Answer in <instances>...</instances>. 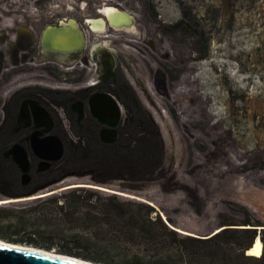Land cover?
<instances>
[{"label":"rangeland","instance_id":"rangeland-1","mask_svg":"<svg viewBox=\"0 0 264 264\" xmlns=\"http://www.w3.org/2000/svg\"><path fill=\"white\" fill-rule=\"evenodd\" d=\"M101 6L129 14L135 22V38H130L127 28H107L98 34L87 30L85 19L96 18ZM0 7L4 13L10 10L18 13L20 19H34L39 51L42 30L64 19L76 21L86 31L84 51L97 41L110 40L119 45L123 56L131 52L139 57L134 51L138 50L135 48L138 43H131L134 50H130L129 39L138 41L141 32L151 38L162 30V39L176 45L178 58L184 56L191 60L192 74L188 82L193 93L190 99L193 117L188 119L180 114L187 96L182 89L176 93L178 107L168 103L170 112L164 108L163 120L152 110L164 143L161 179L142 191L113 185L118 192L135 193L150 203L164 222L170 220V225L190 235L204 238L220 233L227 228L220 224V218L232 222L230 225H240L250 218L259 222L256 237L261 240L264 229V0H0ZM250 93H254L255 106L248 100ZM74 182L129 181L88 175L70 178L50 190L60 195L65 192H58L60 188ZM37 196L20 201L0 198V201H12L0 206V239H29V233L34 230L31 224L36 222L35 214L29 210L42 200L36 199ZM177 233L184 237L178 230ZM261 243L264 252L262 240ZM135 253L138 252L133 250L119 257L111 256L109 261L156 264L152 252L137 256ZM168 256L170 262L188 264L185 257L175 253ZM230 257L228 260L216 258L207 264H227L225 261L243 264L238 254ZM135 258L139 263L134 262ZM248 264H264V258H255Z\"/></svg>","mask_w":264,"mask_h":264},{"label":"flooded vegetation","instance_id":"flooded-vegetation-1","mask_svg":"<svg viewBox=\"0 0 264 264\" xmlns=\"http://www.w3.org/2000/svg\"><path fill=\"white\" fill-rule=\"evenodd\" d=\"M10 11L4 13L0 7V138L9 140L0 151V198L26 196L63 177H95L90 171L65 166L69 149H76L83 138L113 146L133 121H138L144 130L153 125L163 145L152 110L163 120L164 108L170 112L168 103L178 107L176 93L181 89L187 96L179 113L184 118L193 117V93L188 82L191 60L178 58L176 45L162 39V30L151 38L141 32L138 41L128 40L130 50H134L131 43H138V50L134 51L139 57L131 52L121 55L119 45L110 40L97 41L85 51L55 54L36 49L34 19H20L18 13ZM102 11L107 21L88 20H93L90 32L103 33L112 29L109 24L117 30L127 28L130 38H135L134 20H128L113 7ZM112 132L116 133L113 141H102ZM32 137L58 139L61 158L41 170V161L31 153L26 141ZM15 139L19 141L14 142ZM14 145L27 151L30 180L25 184L11 153ZM2 163L16 172L14 182L2 179ZM42 196L45 193L37 198ZM11 202L0 201V206Z\"/></svg>","mask_w":264,"mask_h":264},{"label":"trees","instance_id":"trees-1","mask_svg":"<svg viewBox=\"0 0 264 264\" xmlns=\"http://www.w3.org/2000/svg\"><path fill=\"white\" fill-rule=\"evenodd\" d=\"M8 141L0 138V151ZM163 157V145L155 127L151 125L144 130L138 121H133L123 129L113 146L80 139L77 148L67 152L65 166H72L75 171H90L99 178H124L129 182L97 183L119 184L126 190L142 191L161 179ZM2 167V179L14 182L16 172L7 163H2ZM29 211L36 219L31 224L34 230L29 233V239H2L99 264H113L109 257H119L133 250L138 252L136 256L152 252L156 264H177L170 262L168 255L173 253L187 258L188 264H207L216 258L228 260L233 254H238L242 263L248 264L255 258L244 255L256 237L254 228L260 226L250 218L240 225H230L232 222L220 218V224L227 228L209 239L182 237L168 227L154 207L88 188L70 189L38 200ZM261 235L264 244V230ZM134 262L139 263V260L135 258Z\"/></svg>","mask_w":264,"mask_h":264},{"label":"water","instance_id":"water-1","mask_svg":"<svg viewBox=\"0 0 264 264\" xmlns=\"http://www.w3.org/2000/svg\"><path fill=\"white\" fill-rule=\"evenodd\" d=\"M104 8L107 7L101 6L99 9L100 12L98 11L96 12V18H92V19H103L107 21V16L102 11ZM122 14L125 17H127L128 20L132 19V17L126 12H122ZM88 20L90 19L87 20L85 19L84 26L87 28V30H90L89 24L92 23L93 20H91L90 22ZM108 26L113 29V27H111L109 24ZM86 42H87L86 31L83 28H81L76 21L72 19H64L62 21H58V23L56 24L46 26L43 29L40 36V43L42 50L55 54H70L73 52L81 51L85 48ZM115 136L116 133L112 132L109 138L107 139L102 138V141H113L115 139ZM26 141L28 142V147L31 153L41 161L40 163L41 170L49 168L51 162L58 161L62 156V146L58 139L55 138L40 139L38 137H32ZM11 153L13 155L14 162L19 166L20 172L22 174L21 177L22 183L25 184L29 182L30 177L28 173L30 169V164L27 158L26 149L21 145H14L13 149L11 150ZM64 181H65V177L60 178L58 180H54L33 190L31 193H29L26 196H20L15 199H17V201L25 200L26 198L37 196L38 193L45 191H48L45 193L46 196H42L36 199H43L49 196H53L56 193L50 189L63 184ZM75 188L94 189L101 192L117 195L119 197H123L126 199L143 202L152 206L150 203L143 200L141 197L134 195L135 193L132 192L125 193V192L116 191L115 185L113 184H101L95 182H74V184L66 185L60 188L58 192H63ZM165 223H167L166 220ZM167 225L170 229L176 232L177 230H179L176 227L170 225L169 223H167ZM179 233L184 236H190L198 239H209L210 237H212V236L209 237L208 235L204 238H200L197 236L190 235L189 233L183 234L182 231H180ZM256 238L257 237H255V239ZM5 242L10 243L8 241ZM48 252H54L56 255H50ZM46 253L47 254L33 252L29 250H21L0 244V264H97L77 257L59 254L54 250H47Z\"/></svg>","mask_w":264,"mask_h":264},{"label":"bare ground","instance_id":"bare-ground-1","mask_svg":"<svg viewBox=\"0 0 264 264\" xmlns=\"http://www.w3.org/2000/svg\"><path fill=\"white\" fill-rule=\"evenodd\" d=\"M253 94L252 93L249 94L248 100L251 101L252 104L255 106V97L253 96ZM178 231L180 232L181 230H178ZM182 232H183V234L186 233L184 231H182ZM253 243L254 244H252L251 249L246 252V255L259 258V257H261V254H262V243L260 242V240H256ZM0 244L5 245V246H9L11 248H16V249H21V250H29V251H33V252L47 254L46 253L47 250H45V249L35 248V247H30V246H24V245H20V244H16V243H7L2 239H0ZM48 253L50 255H56L54 252H48ZM77 262H79V261H77Z\"/></svg>","mask_w":264,"mask_h":264},{"label":"crops","instance_id":"crops-1","mask_svg":"<svg viewBox=\"0 0 264 264\" xmlns=\"http://www.w3.org/2000/svg\"><path fill=\"white\" fill-rule=\"evenodd\" d=\"M246 252H247V251H246ZM245 254H246V253H245ZM263 255H264V252H263V254H262V257H264ZM249 257H250V256H249ZM256 259H259V258H256Z\"/></svg>","mask_w":264,"mask_h":264}]
</instances>
